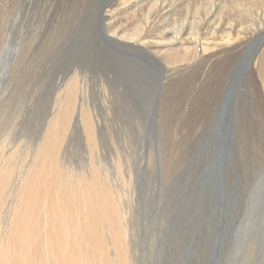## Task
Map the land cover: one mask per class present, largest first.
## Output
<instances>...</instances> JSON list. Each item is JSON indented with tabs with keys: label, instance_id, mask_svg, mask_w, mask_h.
<instances>
[{
	"label": "rangeland",
	"instance_id": "374dc122",
	"mask_svg": "<svg viewBox=\"0 0 264 264\" xmlns=\"http://www.w3.org/2000/svg\"><path fill=\"white\" fill-rule=\"evenodd\" d=\"M70 1L0 0V159L14 165L12 177L22 170L21 161L30 160L57 109L59 79H66L76 61L81 65L96 53L90 35L97 14L90 6L102 0ZM71 7L79 13L73 15ZM82 68L96 89L99 73L90 65ZM149 79L150 88L130 94L136 109L107 120L95 108L108 133L94 154L73 123L60 161L76 173L92 163L107 169L121 193L113 166L121 161L123 174L130 167L134 207L146 227L131 255L133 264H264V111L250 99L241 76L216 123L208 121L215 96L198 97L185 85L179 92L174 84L164 87L171 100L157 106L155 78ZM147 229L156 234L153 249Z\"/></svg>",
	"mask_w": 264,
	"mask_h": 264
},
{
	"label": "bare ground",
	"instance_id": "6f19581e",
	"mask_svg": "<svg viewBox=\"0 0 264 264\" xmlns=\"http://www.w3.org/2000/svg\"><path fill=\"white\" fill-rule=\"evenodd\" d=\"M90 9L97 14L90 35L96 53L81 65L73 61L66 79L57 82L62 88L55 96L57 109L18 175L12 177L7 157L0 159V264L134 263L131 255L146 227L134 207L130 167L123 174L121 161L113 166L121 193L107 169L92 163L76 173L59 159L73 123L94 154L108 133L95 108L107 120L136 109L131 92L150 88L154 77L157 106L172 98L164 87L175 84L182 92L185 85L190 94L216 97L208 116L216 123L241 76L250 99L264 111V0H102ZM86 65L99 73L96 89L88 83ZM147 234L153 249L156 234L153 229Z\"/></svg>",
	"mask_w": 264,
	"mask_h": 264
}]
</instances>
